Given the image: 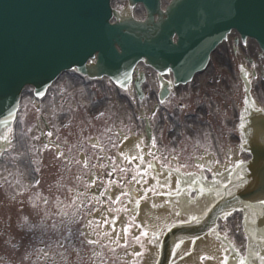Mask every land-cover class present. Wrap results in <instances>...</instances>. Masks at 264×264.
Masks as SVG:
<instances>
[{
  "label": "water",
  "instance_id": "water-1",
  "mask_svg": "<svg viewBox=\"0 0 264 264\" xmlns=\"http://www.w3.org/2000/svg\"><path fill=\"white\" fill-rule=\"evenodd\" d=\"M108 1L0 0V122L8 121L9 113H13L17 92L23 84L43 86L66 67L82 68L88 51L93 49L104 53L99 56L102 64L110 61L117 68L142 55L153 64L163 65L165 58L180 61L182 63L176 66V76L180 78L201 67L208 52L230 28L255 38L264 50V28L259 23L264 15V0H244V18L248 23L243 27L237 26L232 15L238 0H175L158 29L152 34L143 29L144 42H140V36L127 33L139 27L108 22ZM132 1L143 2L150 15L158 6V0ZM112 5L119 11L127 8L126 0H112ZM132 12L137 18L144 16L138 5ZM173 32L177 34L175 44L169 38ZM115 43L122 49L120 54L114 48ZM251 151L249 184L245 192L234 198L232 205L262 197L264 144H252ZM252 210L259 208L247 209L251 217L247 221L250 264L259 257L261 243L256 241L257 216L251 215ZM259 227L264 233V216ZM243 230L245 232L244 225ZM179 232L190 234L187 230ZM165 260L163 253L160 264Z\"/></svg>",
  "mask_w": 264,
  "mask_h": 264
},
{
  "label": "flooded vegetation",
  "instance_id": "flooded-vegetation-1",
  "mask_svg": "<svg viewBox=\"0 0 264 264\" xmlns=\"http://www.w3.org/2000/svg\"><path fill=\"white\" fill-rule=\"evenodd\" d=\"M237 45V48H235ZM252 48L247 44L240 42L235 35L229 36V39L226 43L217 48L214 52L213 62L211 63L210 68L201 73L196 77L195 81H191L189 84L179 85L173 89L175 94L180 93L181 96L176 101H170L165 103V121L167 125L162 129L160 123H155L151 126L150 137L147 138L145 134L144 124H139L138 116H134V121L131 122L122 121L118 125V117L116 120L111 119L104 115V117H88L86 116L87 121L83 122L79 118L72 119L69 117V124L63 128H58L55 124L52 123L53 118L48 117L46 114L47 111L55 113L58 106V100L64 102V97L59 98L60 94L64 89V84H59L57 87L50 89L44 97H42L43 104L37 106V109L40 108V114L36 116V130L38 131V136L40 142L44 146L45 144L49 145L48 148H54L55 151L51 153L49 159L47 160L48 166L51 167V175L54 176V180H70V189L72 193V199L75 198L76 190L83 191L81 186V181L76 179L79 176L80 169L82 165L69 164L65 167L66 161H63V158H57V148L55 145L59 143V151L67 152L68 149H72V158L73 159H83L85 151L88 152V155L99 157L98 159H93V164L103 163L108 166L107 171H111L112 164L109 159H106L105 156L114 158L115 161L124 166L127 164L126 161H123L120 157L119 148H122L124 141V134L129 136L134 133H139L142 131V143L138 142L143 149L145 155V160L148 161L149 158L153 160V156L148 155L149 149L154 153L156 157L160 159L153 160L158 166L168 162L171 167L175 165L181 166L182 164H190V161L193 160V156L196 153H201L202 142L200 141L203 133H220L222 144H226L231 140H238L236 133H241L244 128L240 127V108H243V91H244V81L240 78V66L235 60L242 58L243 62L248 65L249 73H253L250 76L251 84L247 82L249 90H252L255 93V100L258 104L264 107V65L263 62L259 60V54L256 52L257 60H252L248 58L246 53H251ZM256 64V69L252 70V64ZM67 81L75 83L77 79L76 74L68 75ZM237 77H239L237 79ZM98 80V79H97ZM146 80L149 83L150 80H153L154 83H157L156 77L151 73L146 74ZM62 81H64L62 79ZM66 83V82H64ZM148 83L146 85H148ZM102 88V83H98ZM98 85H95L97 87ZM93 87V84L90 82L85 85V90L89 91ZM115 90H121L120 96L117 98V105L122 108H127V111L132 109L134 106L138 105V101L135 98L132 88H120L115 85ZM125 91V92H123ZM47 95V98H46ZM155 96V92L150 89L148 97L151 98ZM172 96V94H171ZM170 96V97H171ZM169 97V95H168ZM167 97V98H168ZM187 105L186 108L181 109L179 105ZM97 105L104 107L102 103H97ZM176 105V107L174 106ZM261 106V107H262ZM262 107V108H263ZM264 109V108H263ZM128 116V115H126ZM49 119V120H48ZM91 119H94L92 122ZM117 125L120 130H117ZM111 128V132H105V129ZM63 130V131H61ZM51 131L53 133L52 137H47L46 133ZM124 133V134H123ZM111 137L112 141L117 144L116 148H112L108 142V137ZM156 137V147L151 148V137ZM92 137L95 141H88L87 138ZM128 138V137H127ZM100 140L101 146L104 148V151L99 149L92 150L91 143H95L97 140ZM85 142V148L77 150L78 142ZM137 144V143H136ZM175 149L173 152L172 150ZM228 146L226 145L224 154H227ZM135 155L140 152V149L135 147ZM134 155V154H133ZM140 163L138 160L133 164ZM43 164V163H41ZM131 164L129 167L133 166ZM120 172L114 173L110 178L105 174V169L97 168L92 171V174H88V170H84L83 181L89 182L95 180L96 183L90 187L88 192V197L96 195L100 200L107 205V197H100L99 193L104 191V186L109 179L120 181L123 180V177ZM20 192H26L24 189L26 184V179L20 178ZM59 184L55 183L54 187H58ZM62 186V185H61ZM37 194H42L41 190H38ZM68 204H61L58 206V217H60L61 212L68 213V216H62L58 220L63 227L71 228L72 232L75 233L76 223H71L70 219L73 217L75 208L71 206V201ZM90 206V205H89ZM82 212H86V209H81ZM52 222L51 221H36L31 220L29 223L32 225L31 230L24 225L23 221L15 222V226H18L21 230L19 241L23 243L24 253L23 258H30L35 260L42 256L39 252L40 248H43V241L45 239L44 233L46 232L49 235L52 231ZM7 224V238L6 240H12L11 227L8 220ZM61 225H56V228H60ZM30 230V232H29ZM29 233V236H28ZM49 242H52L51 249L54 251L57 247L60 248L59 244L56 242V238L50 237ZM17 245L19 243L15 242ZM11 244V243H8ZM12 245V244H11ZM22 246V248H23ZM33 246L36 247L33 248ZM74 254L76 248L73 245ZM18 247H15V250H18ZM62 249V256H66V247ZM31 251H35V256L31 255ZM23 252V249H22ZM61 254L57 251L56 256ZM73 254V255H74ZM85 250L82 251V254L75 258L73 257L70 260L71 264H92L91 254L87 256ZM32 257V258H31ZM72 256L68 255V258ZM43 259V258H41ZM59 264H67V260L61 259ZM95 264H98L96 261Z\"/></svg>",
  "mask_w": 264,
  "mask_h": 264
},
{
  "label": "snow or ice",
  "instance_id": "snow-or-ice-1",
  "mask_svg": "<svg viewBox=\"0 0 264 264\" xmlns=\"http://www.w3.org/2000/svg\"><path fill=\"white\" fill-rule=\"evenodd\" d=\"M85 6L89 7V5H85ZM233 7H234V11H233L232 15L234 16L235 22L237 23L238 27H243L246 23H248L244 18V12H243V9L245 7L244 0H238L237 4L234 5ZM259 23H260V26L262 28H264V15L261 16ZM244 44H245V46H247L246 40L244 41ZM93 51H98V50L93 49L91 51H88L87 57H91L92 63H95L96 58L93 57V55H92ZM103 54H104L103 52H98V55H103ZM252 67L255 68L256 64L253 63ZM240 70L243 73L244 78L248 80L249 84H251L252 81L250 79V76H252L253 74L249 73L246 69H244L243 65L240 66ZM169 83H171V81H169ZM36 95L43 96V95H45V93L38 90L36 92ZM245 99H247V97H245ZM161 103H163V101H161ZM179 107L181 109H183V108H186L187 105L181 104V105H179ZM256 111L257 112H264V109H256ZM98 115L100 117H103L104 112H100ZM152 115H153V117H155L156 112H153ZM9 116H12L11 112L9 113ZM241 119L243 120L244 117H241ZM5 124H7V121H5ZM240 127L245 128V125L243 123H241ZM26 131L30 132L31 129H27ZM105 132H111V128L106 127ZM12 133H13V129L11 127L7 128L5 134H0V140L7 142L9 144V146H11L10 137L12 136ZM46 135H47V137H52L53 133L51 131H49L46 133ZM32 139L39 140V137L38 136L32 137ZM124 139L126 140L127 137L125 136ZM87 140L91 141L92 137H88ZM108 142L112 148L117 147V144L112 141L110 136L108 137ZM246 143H247V141H245V144ZM44 147L48 148L49 145L45 144ZM55 147L58 150L57 151V158H63V161H66L65 167H67L69 164L82 165V168L80 169L81 174L79 176H77L76 179L81 181V186L83 187V191L81 192L77 189L75 198L72 199V201H71V206H73L76 209L74 214H73V217L70 219L71 223H78L81 219H86L87 217L93 216L94 213L99 211L97 205H103V203H104L100 199H95L94 197H92V198L88 197V192L90 190V187L92 185H94L96 183V181L92 180L89 182H84L83 181L84 170H88V174H92V171L97 169V168L105 169V174L109 178L116 172H120L122 174V176H125V175L129 176V178L127 180H120V181H116V180H112V179L108 180V183L110 185L120 184L122 188L128 187L129 191L121 190L119 195L116 196L115 200H113L111 196L107 197L108 204L110 205L108 208V212H109L108 216L103 217L101 220H96L94 217L92 219H86L85 227L88 228L90 230L91 234L93 236H95L96 238L95 239L88 238V236L84 232H80V236L83 237V240L81 241L82 244L86 242L87 245L93 246V248H95V246L108 247L110 245H115V247L110 248V251L115 253L116 250L118 248H120V249H123L126 254H128L127 249L129 247H131L133 243L138 245L140 249H143L145 247V244H149L153 247H156L157 249L162 245V241H161L160 237L164 234V230L159 229V230H151L150 231L145 226L136 224L135 218H132L131 223H124L120 232L116 231V224L118 221H120V217L118 215H114V213L127 212V211H129V209L127 207H120V208L111 207V205L121 204L122 203L121 198L125 197V198H128L129 203H132L136 206V208H139V206L141 204V199L132 197L130 185L133 183L140 184L141 182H143L144 184H148V180L146 179V177H149L150 173L155 171L153 162L145 160V155L143 153V149H141V145L139 143H137L135 145V147L137 149H140V152L137 155H125L123 152L119 153L122 160L127 162V164L124 166H121L120 164H118L114 158H110V157L105 156V158L109 159L111 164H112L111 171H107L108 166L103 164L102 162L99 163L98 165L93 164L92 160L94 158L99 160V157L90 156V155H88L87 151H85L83 159H73L72 155H71V153H72L71 148L68 149L67 152H63V151H59V148H60L59 143H57L55 145ZM90 147L92 150L99 149L100 151H104V148L101 146L99 139L95 143H91ZM155 147H156V137L153 136V137H151V148H155ZM84 148H85V142H83V141L78 142L77 150H81ZM172 151L174 152L175 149H173ZM148 155L153 156V160L160 159L159 157H156L154 155V153L151 151V149H149ZM200 159H201V161H203V159H204L203 156H201ZM137 160L140 163L136 164L135 168H130L129 166L131 164H133L134 162H136ZM145 163L147 166L141 167V165H143ZM211 163L219 164L220 161L216 160V161L210 162L209 166H208L209 171L212 170L211 169ZM245 163L246 162L243 160H237L232 165V167L240 170L239 173L237 174V179L240 181V185L249 184L248 176L243 174L245 171ZM160 167L170 169L171 166L168 162H165V163L161 164ZM183 167H187V165L182 164L181 167H177L175 169V171L179 173L181 171V168H183ZM198 167L203 169L205 167V164L200 163L198 165ZM37 171H38V169H37ZM250 174L251 173L249 172V175ZM170 178H171V170L168 172L167 176L164 177L163 183H161V180L159 178L152 177V179L155 181V187L148 186V187L142 189L143 199H147L149 193H151L153 196L170 197L172 195V192L171 191H165L166 188L170 187V184H171ZM261 179H262V182H264V176H262ZM36 183L39 184V181H37ZM179 183H180V181L177 180V185H179ZM240 185H235V187H239ZM109 190H110L109 188L105 187V190L100 192L99 196L104 197ZM69 191L71 192V191H73V189H69ZM204 191H205V189L203 187H201L200 192L203 193ZM210 191H212V189H210ZM215 191H216L217 196L221 195L219 190H215ZM224 191H225L227 196H231V197L235 198V194L231 191V188L228 185L224 186ZM261 191H262V197L257 198V200H256V205H258L259 210L258 211L252 210L251 215H253V216H257V215L258 216H264V187H262ZM178 194L179 193L177 192V195ZM40 199H43V203H45V204L48 203L47 199H44V198H40ZM56 202L58 205L62 203L59 200H57ZM34 206H35V204H34ZM153 207H156V205L153 204ZM227 207H231V204L230 203L226 204V208ZM245 208L246 209H253V205L246 204ZM81 209H86V212H82ZM210 210L211 209L207 205H205V207L201 210L200 215H206ZM233 211H235L234 208H233ZM60 214L62 216H68V213H66V212H61ZM231 214L232 213L229 211H224V212H222L221 215H222V218L227 219V217L230 216ZM175 216L180 217L181 213L179 211H177V212H175ZM180 222L183 224L199 223L200 222V216L189 214L188 216L182 218L180 220ZM23 223H24V225H26L29 228L32 227V225L29 223V218L27 216L23 217ZM105 225L108 226L107 229L104 228ZM133 227L140 229L138 234L133 233V231H132ZM52 228H56V225L53 224ZM68 232H69V235H68V237H65V239H69L72 235L70 229L68 230ZM101 238H103L104 240H107L108 243L103 244ZM196 239H198V237L192 238L193 244L196 242ZM225 239H227L226 236H225ZM6 243H11L14 248L19 246L12 240L6 241ZM59 246L63 247V245H59ZM180 246H181L180 243H177L174 246V252H175V249H179ZM40 251L43 254V256L45 257V259H47L48 253L43 252V250H40ZM225 251H227V249H225ZM93 254L97 255V256L100 255V253L95 252V251H93ZM130 255L135 258L133 260V264H136V260H138L143 255V252L134 250ZM186 255H187V253H186ZM62 259L67 260L66 257H62ZM200 259L201 260H212V259H214V257H212V256H201ZM260 261H261V264H264V256H260ZM67 264H71V262L67 261ZM125 264H127V261H125ZM157 264H158V262H157ZM219 264H228L227 255H225L219 261ZM240 264H245L244 258L240 259Z\"/></svg>",
  "mask_w": 264,
  "mask_h": 264
},
{
  "label": "bare ground",
  "instance_id": "bare-ground-1",
  "mask_svg": "<svg viewBox=\"0 0 264 264\" xmlns=\"http://www.w3.org/2000/svg\"><path fill=\"white\" fill-rule=\"evenodd\" d=\"M198 185L197 182H195V185ZM186 185V182H183L182 186ZM209 203V198L207 196H203L199 194L197 200L193 203H187L182 202L179 203L178 206L180 208L181 213H183V217L188 216L189 214L192 215H199L201 210ZM141 220L144 222V225L150 229H156V226L158 223L163 222L165 219H169L172 216L168 214V212H163L160 214L151 215L148 213L147 209L142 210V213L140 215ZM212 236V235H211ZM210 236V237H211ZM210 237H204L202 240L196 241L193 245L192 243H184L180 246V248L177 250V253L174 254V260L173 264H176L177 260L182 264H198L196 262L195 256L188 255L185 260H180L179 252H184L187 248L193 247L198 252H212V255L214 257V261H210L208 264H219V261L227 255L228 258H230V252L227 250L225 251V247L221 244H216L212 242ZM216 261V262H215ZM247 264L249 263V257L246 260ZM144 264H149V260L145 261Z\"/></svg>",
  "mask_w": 264,
  "mask_h": 264
},
{
  "label": "rangeland",
  "instance_id": "rangeland-1",
  "mask_svg": "<svg viewBox=\"0 0 264 264\" xmlns=\"http://www.w3.org/2000/svg\"><path fill=\"white\" fill-rule=\"evenodd\" d=\"M167 1L168 0H163L164 3L167 2ZM89 101H93V100L90 99ZM64 111L65 110H63V109L60 110L59 111V115L64 113ZM10 148L12 149L11 153L18 154V151H19V144L18 143H17V145L11 143ZM14 163L15 164L12 167L13 171H15V168H16L15 167L16 166V162H14ZM5 170H8V169L5 167ZM8 172H10V171H8ZM8 172H7V174H8ZM7 174H5V175H7ZM2 199H3V196H0V203H1ZM1 208L3 209L2 204H0V209ZM131 211L129 212V214H128V212H124V215H125L124 216L125 217L124 221L126 223H131L132 222V213H131ZM127 215H129V217H127ZM3 217H4V211H2V212L0 211V221H2ZM243 220H244V217H243V215L240 212L232 213L230 216L227 217V219L221 218L219 220L218 229L217 230H218V233L222 237H225V236L227 237V239L230 241L232 247L235 248V252L238 253V254L240 253L241 256L244 257V252H245V247H246V240H245V232L243 230V225H244ZM132 231H136V227H133ZM133 244H132L131 247H129L127 249V253L128 254H126L125 251L123 250V258H124L123 262H124V264H125V261H127V264H128L127 258L128 257H132L130 254L134 250L135 251H142L143 255H145V254H147L149 252V249H150V246H151L149 244H145V247L143 249H140L138 245H136V244L133 245ZM111 247H115V245H112ZM135 247L137 249H135ZM143 255L137 260L136 264H140L139 260L143 257ZM132 258H134V257H132Z\"/></svg>",
  "mask_w": 264,
  "mask_h": 264
}]
</instances>
